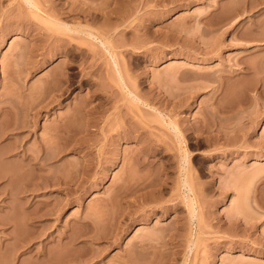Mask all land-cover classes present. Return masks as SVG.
I'll return each instance as SVG.
<instances>
[{"label": "rangeland", "instance_id": "1", "mask_svg": "<svg viewBox=\"0 0 264 264\" xmlns=\"http://www.w3.org/2000/svg\"><path fill=\"white\" fill-rule=\"evenodd\" d=\"M35 1L55 14L72 4L98 7L101 1L106 10L118 4ZM102 1L104 7L111 4L104 8ZM139 1L113 4L125 9L120 25L113 19L104 24L102 17L85 22L60 15V20L70 26L89 23L101 32L108 26L102 33L114 46L129 89L180 120L186 161L154 111L137 108L115 76L117 83L112 82L110 58L98 42L71 37L22 0L0 1V97L7 101L11 93L12 104H6L15 107L8 113L14 120L20 108L16 121L27 122L38 110L36 122L31 119L36 125L17 131L29 133L23 149L34 155L40 150L42 156L49 148L40 141L52 144L51 153L62 144L55 140L59 134L67 140L66 145L60 138L66 148L59 145L63 151L56 149L58 156L53 151L51 162L43 163L59 178L53 185L54 172H47L48 179L39 170L37 190L32 186L27 194L22 183L13 185L11 195L22 190L11 198L8 189L17 182L1 181L0 264H264V0H147L143 8ZM51 88V97L65 91L60 89L59 103L33 106L39 96L38 103L44 96L48 101ZM29 104L39 108L29 113ZM62 123L70 137L61 133ZM203 139L210 143L198 147ZM180 163L194 192L192 222L183 199L187 191L177 183ZM12 236L29 238L24 244L16 238L17 245Z\"/></svg>", "mask_w": 264, "mask_h": 264}, {"label": "bare ground", "instance_id": "2", "mask_svg": "<svg viewBox=\"0 0 264 264\" xmlns=\"http://www.w3.org/2000/svg\"><path fill=\"white\" fill-rule=\"evenodd\" d=\"M1 1V0H0ZM23 2H24V4L28 7V8H30V11L32 10L33 12H36V13H41V14H43L42 16H43V18H45L46 20H48L49 21V23H53L55 26H57L58 27V29L60 28V29H62V31L63 32H66V34L68 33H70V36L71 35H73V37H76V38H78V40H80V39H87V40H93V41H96V42H98V44L105 50V52L107 53V55H108V57L107 58H110V62H109V64L111 63V65H112V69H111V71H110V69H109V67H108V69H109V74L112 72V74H113V76L111 77L112 78V82L113 83H117V82H115V79H114V81H113V77L114 78H116V80L118 81V83L117 84H119L120 85V87H122L123 89H124V91H125V95H123V96H125L126 98V100L128 99V100H130L131 101V103L133 102V104L135 103V105H136V107L137 108H139L140 106H138V105H143L144 107H146V108H148V109H150V110H152V111H154V113L156 114H154L155 116H156V121H159L158 123H160V124H162L167 130H168V132H169V134L171 135H169V137H172V139L175 141V143H177V145H179V147H177V148H179V151L180 152H178L179 154L178 155H181V160L182 161H186V158H188L189 159V157H187L188 155H189V153L188 152H185V151H183L182 149H181V147H182V145H181V143H185L186 141H185V137H184V134H183V129H181V126H180V124H179V121H177V120H175V119H172V117L170 116V114H169V112L168 111H162V110H157L156 108H154V106H151V105H149V104H147V102H145V101H143V100H141L138 96H137V94L136 93H134L133 91H132V89H129L130 87H128L127 86V84H129V83H125L126 82V80L124 79V73L122 74V70H121V68H120V70H119V68H118V66H119V64L117 63L118 62V59L116 58V54H115V52H114V54H115V56H114V54H113V52H112V48L114 47L113 45V47H111L110 46V40L108 39V34H107V32H105V33H102V32H104V31H108L109 30V28H108V26L106 27V25H104V28L106 27V29L104 30V31H102L101 32V30H102V28H101V26H102V24L101 23H103L104 22V24L105 23H107V22H109V23H111L110 21H111V19H113V21H115V22H119L118 23V25H120V24H123L125 21H124V17L125 16H122V14H124L125 15V13H123V11L125 10L124 9V7H122L124 10H121L120 11V9L118 8L119 6H117V7H115L116 5H120V0H119V2H118V0H116V3H118V4H116L115 5V2H112L115 6L113 7V4H111V2L110 1H112V0H110L109 2H107V5H109V4H111L112 6H111V8L110 9H108L110 6H108L107 7V10L106 9H101V4H100V2H99V6H100V8H99V6L97 7H92V5H88V4H86V3H82V5H78V6H75V4H72L73 5V7H71L70 6V8H68V9H66V11H64V9H61V10H63L64 12H62V13H53L54 11H52L51 9V11H47V10H49V9H42L41 7H40V5L35 1V0H22ZM121 1H123V0H121ZM127 1V0H126ZM147 0H140L139 1V4L141 5V7L143 8V7H145V5H146V2ZM149 1V0H148ZM123 3V2H122ZM125 3V2H124ZM103 4H105V2L104 1H102V5ZM96 5V4H95ZM94 5V6H95ZM107 5H105V7H104V5H103V7L104 8H106V6ZM121 6H123V5H120V7ZM52 8V7H51ZM141 9V8H140ZM104 10H106V11H104ZM31 11V12H32ZM60 11V10H59ZM92 11H95V12H92ZM235 11H236V9H235ZM234 11V12H235ZM244 11V10H243ZM97 12V13H96ZM120 12H122V13H120ZM224 13L226 12L225 10L223 11ZM99 13V14H98ZM128 13V12H127ZM222 13V12H221ZM226 13H228V11L226 12ZM229 13H232L231 11L229 12ZM237 13H239V12H237ZM234 14V13H233ZM60 15H65V17L66 18H77V19H82V21H89V20H93V19H95V18H97V17H100L99 18V20L101 19V17L104 19V21L103 22H101L100 23V27H98V28H101V30L100 29H96V28H94L93 26H90V25H88L87 23L84 25H82V24H80V23H78L77 22V24L75 25V26H70V24H67V23H65V22H63V21H61L60 20ZM128 15V14H127ZM221 15V14H220ZM223 15H229V14H223ZM235 16V15H234ZM224 17H226V16H224ZM224 17H222V18H224ZM231 17V16H230ZM228 18V16L225 18V19H227ZM232 18H233V16H232ZM103 19H101V20H103ZM105 19H110L109 21H107V22H105ZM230 19V18H229ZM126 20V19H125ZM110 25H113V23L112 24H110ZM109 25V26H110ZM117 25V26H118ZM140 25H142L141 23H140ZM17 27V26H16ZM113 27V26H112ZM112 27H111V29H112ZM116 27V26H115ZM114 27V28H115ZM144 27V26H143ZM146 27V26H145ZM117 29V28H116ZM145 29V28H144ZM110 31V30H109ZM115 31V30H114ZM123 31V30H122ZM121 31V34L123 33ZM124 32H127V30L125 31L124 30ZM69 36V35H68ZM72 37V36H71ZM70 37V38H71ZM61 39V38H60ZM59 38H58V40H60ZM72 39V38H71ZM111 39V38H110ZM57 40V41H58ZM85 41V42H84ZM83 42L84 43H86L87 41L86 40H84ZM65 42V41H64ZM82 42V43H83ZM91 42V41H90ZM111 43H112V41H111ZM58 44H60V42L58 43ZM62 44H64L63 42H62ZM87 44V43H86ZM89 44V43H88ZM91 44V43H90ZM95 44V43H94ZM65 45H67V44H65ZM64 45V46H65ZM60 46V45H59ZM64 46H62V47H64ZM68 46V45H67ZM90 46V45H89ZM89 46L87 47V48H89ZM93 46V45H92ZM66 47V46H65ZM74 47V46H73ZM76 47V46H75ZM95 47L96 46H94V51H95ZM63 49V48H62ZM91 49H93V47L91 48ZM100 49V48H99ZM99 49L97 50V48H96V51L95 52H97V51H99ZM114 49V48H113ZM58 50H59V48H58ZM67 50V49H66ZM71 50V49H70ZM72 50H73V48H72ZM75 50V49H74ZM60 51V50H59ZM90 51V53H91V51L92 50H89ZM93 51V52H94ZM101 51V50H100ZM63 52V51H62ZM74 53V52H73ZM76 54V53H75ZM93 54V53H92ZM91 54V55H92ZM96 54V53H95ZM104 54V53H103ZM72 55V54H71ZM94 55V54H93ZM98 55V54H97ZM77 56V55H76ZM88 56H89V54H88ZM95 56V55H94ZM99 56V55H98ZM99 57H102V56H99ZM76 58V57H75ZM93 58V57H92ZM95 58V57H94ZM117 59V60H116ZM103 60H105V59H103ZM64 63V62H63ZM102 63V62H101ZM62 64V63H61ZM96 64V63H95ZM94 64V65H95ZM104 64V63H103ZM108 64V61H107V65H109ZM64 65V64H63ZM62 65V67L64 68V66ZM72 65V64H71ZM97 67H98V65H96ZM125 66H127V65H125ZM66 67V66H65ZM95 67V66H94ZM96 67V68H97ZM96 68H94V69H96ZM99 68V67H98ZM97 68V69H98ZM65 69V68H64ZM105 69V68H104ZM4 70V69H3ZM3 70H1V71H3ZM129 70V69H128ZM128 70H126V71H128ZM94 72H96V70L94 71ZM123 72H124V70H123ZM3 73H5V71L4 72H2V75H4ZM74 74V73H73ZM109 74H108V77L107 78H109ZM128 74V73H127ZM126 74V75H127ZM60 75V74H59ZM75 75V74H74ZM129 75V74H128ZM127 75V76H128ZM63 77V76H62ZM129 77V76H128ZM127 77V78H128ZM69 78V77H68ZM111 80V79H110ZM222 81V80H221ZM67 82V81H66ZM70 82V81H69ZM219 84L220 83H222V82H220V80H219V82H218ZM69 85H70V83H69ZM118 85V86H119ZM53 88H55L56 89V87H53ZM53 88H51L52 89V91L50 90L48 93H47V96H48V98H50L51 97V95H50V92L52 93L53 92ZM58 88V87H57ZM54 89V91H56ZM61 89V88H60ZM60 89L57 91L59 94L61 93L60 92ZM122 89V90H123ZM61 91L62 92H65V91H63V89H61ZM123 92V91H122ZM58 93L56 94V92H55V94L54 95H52V97L47 101V100H44V98H46L45 96L44 97H42V99H41V103L42 104H39L38 103V101L40 100V98H41V96H39V97H37L38 99H36V100H34V102L33 103H35L33 106H35L36 104H38L37 106H40V107H42L41 109H43V108H46V109H48V107L50 106V105H53V103L54 102H56L57 101V98H58ZM7 94H10L11 95V93L9 92H7ZM53 94V93H52ZM62 94V93H61ZM6 95V93L4 94V96ZM10 95H6V96H9L10 97ZM94 94H92V96H93ZM3 95L1 94V97H2ZM5 96V97H6ZM0 97V98H1ZM4 97V98H5ZM9 97H7V101L8 100H11L10 102H11V104H12V99H10ZM9 98V99H8ZM59 99V98H58ZM127 100V101H128ZM6 99H3V97H2V99H0V170H2V171H0V183H1V181L3 182V181H5V183L7 184L8 182H9V184H10V181L12 182V183H14V181L15 182H17L16 184L14 183V184H12V186L8 189L9 190V195L11 196V198H13V196H16V198H17V196H19L20 194H19V192H21V190H22V188H21V190H16V192H15V190L13 191L15 194L14 195H11L12 194V192H10V190L12 189L13 190V185H18L19 186V184H23L24 185V192H26L27 194H28V192L30 193L34 188H35V184L37 185V183H34V180H35V177H37V176H35V172H39V170L41 171V172H39L38 174H42V173H44L43 175L44 176H47V175H45V172L47 173L49 170H51V169H49L48 167H50V168H52V166H51V164L49 165V166H47L46 164V167L48 168L47 169V171H45L44 169H43V167H41V166H44V168H46L45 167V165L43 164L45 161H46V158H47V161L46 162H51V160L53 159L52 157H50L51 155H52V153H53V151H55L54 152V154L56 153L57 154V152H58V150H57V152H56V149H59L60 151L58 152V153H61V151H63V150H61V148H58V146L59 145H62L63 144V142L61 141V140H59L60 138L62 139H64V137L61 135V134H59V132H57L59 135H58V138H56L55 136H56V129L58 128L56 125H60L59 124V122L54 126L55 127V132L54 131H52V130H50L51 132H53V134H55V136L53 135V137H52V139L54 140L55 138V140H56V143L58 142V143H62V144H58V146H54L53 147V151L50 153V147L52 146V144L47 140V142H45V140L43 141V142H41L40 141V143L41 144H44L43 146L47 149V148H49V149H47L46 151H44L43 153H42V156H38L39 155V152H40V150H38L39 148L37 147V150L39 151H33L35 154H36V152L38 153L37 155H34L33 153H31V154H29L28 153V151H29V149H28V151H26L25 149H23L24 147H23V145H25L24 143H23V141H24V138H25V141H26V137H29L28 136V134L29 133H27V136H25V132H23V133H25L24 134V136H23V133H21V132H17L18 130H20V129H23V130H25V128L26 129H29L30 127L27 125V123H29V124H31V125H36V123H34V122H32L31 121V119H35L36 117H37V115L35 116V114L36 113H38L37 111V109L39 108H37V107H33L32 106V108H30V104L32 103V102H30V104L28 105V107L30 108H25V110L27 111H29V113L31 112V109H33V108H37V109H33L32 110V112H35V110H37L36 112H35V114H34V116H32L31 117V119L30 118H28V116H30V115H32V113L30 114V115H28V116H26L28 119V121L26 122L25 120H17L16 121V116H19L20 115V113H19V115H18V113H17V111L19 112V110H20V108L18 109V110H16L15 111V120H14V118L12 119L10 116H12V113H11V115H9L10 113H9V111L12 109L13 111L15 110L14 108H12V105L10 104V106H7V104H6ZM9 101L7 102V103H10ZM43 102H44V104H43ZM57 103H59L58 101H57ZM127 103V102H126ZM219 104V103H218ZM217 105V104H216ZM14 106V105H13ZM77 106V105H76ZM218 106H220V105H218ZM222 106V105H221ZM24 107H27V105H25ZM24 107L22 108V111H21V113H24V115H25V111H24ZM216 107V106H215ZM214 107V108H215ZM73 108H75V109H73V110H75V111H77V109H76V107H73ZM213 108V109H214ZM218 108V107H217ZM219 109V108H218ZM222 109H223V107H222ZM40 110V109H39ZM72 110V111H73ZM212 110V109H211ZM215 110H217L216 108H215ZM74 111V112H75ZM10 112H12V111H10ZM88 112V111H87ZM210 112V111H209ZM212 112L214 113V111L212 110ZM216 112V111H215ZM220 112H222V110L220 111ZM220 112H218V113H220ZM9 113V114H8ZM7 114L9 115L8 117L10 118V119H12V120H14V121H16V122H12L11 123V120L7 117ZM17 114V115H16ZM210 114V113H209ZM216 114H217V112H216ZM14 115V114H13ZM21 115H23V114H21ZM23 115V116H24ZM211 115V114H210ZM23 116H21V119H25V116H24V118H22ZM65 116V115H64ZM63 116V117H64ZM155 116H154V118H155ZM6 117L9 119H7L9 122H7V120H6ZM35 117V118H34ZM63 117H62V119H63ZM212 117V116H211ZM220 116H215L214 118H219ZM29 119H30V121H29ZM60 120V121H63V120ZM65 119H66V117H65ZM64 119V120H65ZM67 120V119H66ZM216 120V119H215ZM26 122V123H23V122ZM59 121V120H58ZM68 121V120H67ZM21 122V123H20ZM35 122H36V119H35ZM66 122V121H65ZM65 122H64V124H65ZM67 123H69V122H67ZM181 123V122H180ZM63 123H62V127L60 126L59 127V129L61 128L62 130V134L64 135V133H63V129H64V131H65V134H66V132H68L69 130H70V128H69V130L67 131V129L65 128V127H63V125H64ZM66 126L68 125L69 126V124H65ZM125 125V124H124ZM127 125V124H126ZM183 125V124H182ZM27 126L29 127V128H27ZM51 126H53V124L51 125ZM71 126V125H70ZM25 127V128H24ZM34 127V126H33ZM32 127V128H33ZM57 127V128H56ZM124 127V126H123ZM129 127V126H128ZM185 127V126H184ZM187 127H189V126H187ZM49 128V127H48ZM50 128H53V127H50ZM49 128V129H50ZM125 128V127H124ZM131 128V127H130ZM59 129H57V131H59ZM66 129V130H65ZM72 129V128H71ZM122 129V128H121ZM186 129V128H185ZM22 130V131H23ZM30 130H31V128H30ZM192 130V129H191ZM49 131V130H48ZM49 131V132H50ZM71 131V130H70ZM129 131V130H128ZM128 131H124L123 133L125 134L126 132H128ZM219 132L221 131V130H218ZM50 132V133H51ZM73 132H75V130L73 131ZM187 132V131H186ZM72 133V132H71ZM76 134H77V131L75 132ZM31 134V133H30ZM68 134V133H67ZM66 134V138H67V136L68 137H70L72 134H70V136H69V134L67 135ZM74 134V133H73ZM35 136V135H34ZM49 137L50 136H52V134L51 135H48ZM62 136V137H61ZM75 136V135H74ZM73 136V137H74ZM72 137V138H73ZM125 137V136H124ZM128 137V136H127ZM51 138V137H50ZM66 138H65V140H66ZM205 138V137H204ZM207 138V137H206ZM218 138V137H217ZM58 139V140H57ZM62 139V140H63ZM172 139H171V141H172ZM215 138H213V140H214ZM209 140V139H208ZM207 139H203V140H201V141H198V142H196L197 144V146L198 147H203V146H205V145H207L208 143H210V141H208ZM210 140H212V138H210ZM5 141H7V143H5ZM64 141V140H63ZM67 141V140H66ZM66 141H64V144H66ZM5 143L4 145L2 144V143ZM49 142V143H48ZM45 143H46V145H45ZM55 143V142H54ZM2 144V145H1ZM48 144V145H47ZM50 144V145H49ZM63 144V145H64ZM56 145V144H55ZM62 145V146H63ZM67 145V144H66ZM66 145H64L63 147H62V149H65L66 147ZM43 146H41V147H43ZM181 146V147H180ZM65 147V148H64ZM183 148V147H182ZM41 149V148H40ZM42 150V149H41ZM181 150L183 151V152H181ZM32 152V151H31ZM46 152V153H45ZM44 153H45V155L47 154V155H49V157L50 158H48L47 157V155L45 156L44 155ZM51 154V155H50ZM53 154V155H54ZM56 154H55V156H56ZM194 154H196V153H194ZM54 156V158H56ZM57 156H58V154H57ZM180 160V161H181ZM41 161V163L42 164H40V163H38V162H40ZM178 161H179V159H178ZM53 162V161H52ZM18 163V164H17ZM183 163V162H182ZM182 163H180L179 164V179H178V182L177 183H179V185L180 186H183L185 189H186V191H187V193H186V195H184V197H183V199L185 200V204H186V206H187V214H188V216H189V220H191V222L195 219V209H194V204H193V201L195 200L194 199V192H193V190H192V185H191V182H190V179H189V176H188V173L186 172V168L184 167V163L182 164ZM18 165L17 166V168H16V165ZM5 165V166H4ZM2 166H4V167H6L7 166V168H5V171H4V169L2 168ZM15 166V167H14ZM12 167H14V169L16 168V171H14V172H12L14 169L12 168ZM2 168V169H1ZM11 170V171H8L7 172V170ZM42 169H43V171L44 172H42ZM53 170V169H52ZM52 170H51V173H50V175H52L53 174V172H54V174L52 175V177H50V175H49V173H47L49 176H47V178L48 177H50V179L49 180H51V182L53 181V183L51 184V185H53L54 184V182H55V180H58L59 178H57L56 177V173H55V171H53L52 172ZM161 170V169H160ZM165 170V169H164ZM6 172V173H4V172ZM20 171L21 172H24L23 174L22 173H20ZM50 172V171H49ZM161 172V174H162V171H160ZM160 172H158L159 174H160ZM166 172V171H165ZM26 173V174H25ZM74 173V172H73ZM165 174V173H164ZM23 175V176H22ZM55 175V176H54ZM35 176V177H34ZM39 176H42V175H38V177ZM166 176V175H165ZM54 177V178H53ZM52 178V179H51ZM46 179V178H45ZM54 179V180H53ZM165 179H166V177H165ZM37 180V179H36ZM48 180V181H49ZM192 180V179H191ZM38 181V180H37ZM39 181H41V180H39ZM38 181V182H39ZM47 181V182H48ZM164 180H162V182H163ZM19 182V183H18ZM36 182V181H35ZM43 182H45L44 180L43 181H41V182H39V183H41V184H44V186H45V183H43ZM81 182V181H80ZM165 182V181H164ZM163 182V184H166V183H164ZM4 183V182H3ZM34 183V184H33ZM75 183V182H74ZM2 184V183H1ZM48 183H46V185H47ZM49 184H50V181H49ZM3 185V184H2ZM2 185H0L1 187H2ZM8 185V184H7ZM76 185H78V184H76ZM81 185V184H80ZM4 186V185H3ZM10 186V185H9ZM22 186V185H21ZM32 186L34 187L33 189H32ZM38 186H39V188L42 186L43 187V185H39L38 184ZM48 186V185H47ZM70 186V185H69ZM179 186V187H180ZM20 187V186H19ZM37 187V186H36ZM41 187V188H42ZM68 187V186H67ZM6 188V187H5ZM38 188V189H39ZM3 189L4 188H2V189H0V195H1V192L3 191ZM66 189V188H65ZM138 189H140V188H138ZM7 190V191H8ZM37 190V188H35L34 189V192ZM67 190V189H66ZM73 190H74V188H73ZM4 191H5V189H4ZM3 191V192H4ZM17 191H18V194L19 195H16L17 194ZM70 191H71V188H70ZM123 191V190H122ZM134 191V190H133ZM136 191H137V188H136ZM2 192V193H3ZM23 192V191H22ZM33 192V193H34ZM32 193V194H33ZM73 193V192H72ZM122 194H123V192H121ZM4 194V193H3ZM3 194H2V196H3ZM23 194H25V193H23ZM26 194V195H27ZM71 194V193H70ZM120 194V193H119ZM125 195H127L126 193H124ZM123 194V195H124ZM21 195H22V193H21ZM124 195V196H125ZM24 196V195H23ZM119 196V195H118ZM122 195L120 194V197H121ZM124 196H122V197H124ZM22 197V196H21ZM20 197V198H21ZM25 198V200H26V196H24ZM15 198V197H14ZM28 198V197H27ZM23 199V198H22ZM124 199V198H123ZM127 199V198H126ZM23 200L24 201V203L25 202H27V201H29L30 200V197L28 198V200ZM33 200V199H32ZM30 202H32V201H30ZM127 202V201H126ZM28 203V202H27ZM26 203V204H27ZM31 204V203H30ZM33 204V203H32ZM34 206V205H33ZM50 206V205H49ZM54 206V205H53ZM28 207H30V205L28 206ZM31 209H34V208H30L29 210H31ZM51 210V209H50ZM11 212H12V210H10ZM31 213L32 212H35V211H30ZM30 212H27V216H28V214L30 213ZM35 214V213H34ZM33 214V215H34ZM29 218H31V215L29 214ZM35 217V216H34ZM38 216H36L35 218H37ZM29 218H27V220L29 219ZM34 219V218H33ZM31 220V219H30ZM188 220V221H189ZM192 224V223H191ZM191 224H189V225H191ZM33 226V225H32ZM90 226V225H89ZM72 235H74V234H72ZM192 236V235H191ZM13 237V239L15 240L16 238L18 239L19 237H16V238H14V236H12ZM71 238L73 237V236H70ZM21 238V237H20ZM28 238L29 237H27V239L26 238H24V239H26L25 241H23L24 243H26L27 242V240H28ZM189 238V237H188ZM193 238V237H192ZM16 239V240H17ZM23 239V240H24ZM69 240H70V238H68ZM195 239V238H194ZM16 240H15V243L14 244H17L18 242H16ZM18 241H19V239H18ZM193 240H189V243L191 244V245H193V242H192ZM19 242H22V239H21V241H19ZM21 243V244H24V243ZM19 244V243H18ZM17 244V245H18ZM188 245V244H187ZM19 246H21V245H19ZM191 247V246H190ZM42 249V248H41ZM41 254H43V252L41 253Z\"/></svg>", "mask_w": 264, "mask_h": 264}]
</instances>
